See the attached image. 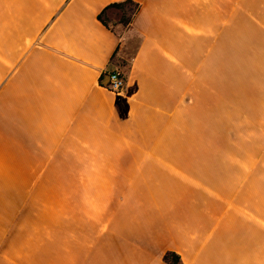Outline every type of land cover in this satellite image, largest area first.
Here are the masks:
<instances>
[{"label":"crops","instance_id":"obj_1","mask_svg":"<svg viewBox=\"0 0 264 264\" xmlns=\"http://www.w3.org/2000/svg\"><path fill=\"white\" fill-rule=\"evenodd\" d=\"M122 1L0 0V264H264V0Z\"/></svg>","mask_w":264,"mask_h":264},{"label":"rangeland","instance_id":"obj_2","mask_svg":"<svg viewBox=\"0 0 264 264\" xmlns=\"http://www.w3.org/2000/svg\"><path fill=\"white\" fill-rule=\"evenodd\" d=\"M108 19L109 22V26L113 29V31H116L118 33H121L122 28L120 26V24L118 22H116L114 20V18L111 16ZM135 43V42H134ZM132 49L128 51L127 54V59L130 58L131 53H132ZM63 194L65 193H59V195L57 194L56 199L54 204L52 205V199H50V197H48V195L45 194L44 195H40L39 198L43 201H45L46 206L44 208V218L42 219L43 222L41 224V230L40 232H45L46 228L49 227L50 229L53 228V230L55 232H59V231H66L68 228V224L65 223L64 221L67 220V212H68V206H67V198L66 196H64ZM61 216V217H59ZM66 217V218H65ZM59 218L61 220H59ZM55 222V223H54ZM43 236V234H42ZM45 236V234H44Z\"/></svg>","mask_w":264,"mask_h":264},{"label":"trees","instance_id":"obj_3","mask_svg":"<svg viewBox=\"0 0 264 264\" xmlns=\"http://www.w3.org/2000/svg\"><path fill=\"white\" fill-rule=\"evenodd\" d=\"M140 10V5L131 0L122 1L119 3H113L107 6L99 15L98 21L107 29L113 31V29L109 26L108 19L109 17H113L116 22H118L123 27H128L133 19V17ZM115 32V31H113ZM121 75V74H120ZM124 79V77L121 75ZM104 75H101L99 78V84H103ZM125 80V79H124ZM163 261L166 264H181L180 258L172 253H167L163 257Z\"/></svg>","mask_w":264,"mask_h":264},{"label":"built area","instance_id":"obj_4","mask_svg":"<svg viewBox=\"0 0 264 264\" xmlns=\"http://www.w3.org/2000/svg\"><path fill=\"white\" fill-rule=\"evenodd\" d=\"M126 88V82L117 72L108 74L107 89L115 95H121Z\"/></svg>","mask_w":264,"mask_h":264}]
</instances>
